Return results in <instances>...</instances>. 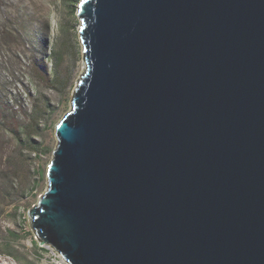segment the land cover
I'll use <instances>...</instances> for the list:
<instances>
[{
	"label": "water",
	"instance_id": "obj_1",
	"mask_svg": "<svg viewBox=\"0 0 264 264\" xmlns=\"http://www.w3.org/2000/svg\"><path fill=\"white\" fill-rule=\"evenodd\" d=\"M84 69L28 210L67 264H264V0H80Z\"/></svg>",
	"mask_w": 264,
	"mask_h": 264
},
{
	"label": "rangeland",
	"instance_id": "obj_2",
	"mask_svg": "<svg viewBox=\"0 0 264 264\" xmlns=\"http://www.w3.org/2000/svg\"><path fill=\"white\" fill-rule=\"evenodd\" d=\"M79 2L0 0V264H67L40 245L28 210L48 186L55 124L85 66Z\"/></svg>",
	"mask_w": 264,
	"mask_h": 264
},
{
	"label": "trees",
	"instance_id": "obj_3",
	"mask_svg": "<svg viewBox=\"0 0 264 264\" xmlns=\"http://www.w3.org/2000/svg\"><path fill=\"white\" fill-rule=\"evenodd\" d=\"M54 51L52 50V53H53ZM55 63V62H54ZM44 71H46L45 69H43ZM48 237H49V239H50V246H52V247H54V248H56L57 247V245L53 242V236L52 235H50V234H48Z\"/></svg>",
	"mask_w": 264,
	"mask_h": 264
},
{
	"label": "bare ground",
	"instance_id": "obj_4",
	"mask_svg": "<svg viewBox=\"0 0 264 264\" xmlns=\"http://www.w3.org/2000/svg\"><path fill=\"white\" fill-rule=\"evenodd\" d=\"M42 246H45V244H43Z\"/></svg>",
	"mask_w": 264,
	"mask_h": 264
}]
</instances>
